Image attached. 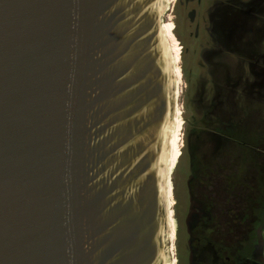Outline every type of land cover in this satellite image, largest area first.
<instances>
[{
	"label": "water",
	"instance_id": "obj_1",
	"mask_svg": "<svg viewBox=\"0 0 264 264\" xmlns=\"http://www.w3.org/2000/svg\"><path fill=\"white\" fill-rule=\"evenodd\" d=\"M163 2L0 0V264H162Z\"/></svg>",
	"mask_w": 264,
	"mask_h": 264
},
{
	"label": "flooded vegetation",
	"instance_id": "obj_2",
	"mask_svg": "<svg viewBox=\"0 0 264 264\" xmlns=\"http://www.w3.org/2000/svg\"><path fill=\"white\" fill-rule=\"evenodd\" d=\"M175 19L187 76L169 170L180 154V264H264V0H178Z\"/></svg>",
	"mask_w": 264,
	"mask_h": 264
},
{
	"label": "rangeland",
	"instance_id": "obj_3",
	"mask_svg": "<svg viewBox=\"0 0 264 264\" xmlns=\"http://www.w3.org/2000/svg\"><path fill=\"white\" fill-rule=\"evenodd\" d=\"M178 0H165L164 4V10L162 12L161 19L167 26L173 25V36H174V43H175V49H176V55L173 57V69L175 72H177V77L174 80V100H173V110H172V117L174 118L175 124L173 129V150L171 151V166H173L176 156L178 155V152L180 150L181 154V147H182V138H183V129L185 126V119H184V97H185V89H186V80L187 76L185 74L184 66L185 61L182 57V48L181 44L179 43L178 36L175 31V16H176V9H177ZM174 10V11H173ZM177 57V58H176ZM176 113V115H175ZM175 115V117H174ZM179 154V158L176 161L174 168L172 170V173H168V179L170 176V183L172 186V193L171 197L168 196V205L170 202V209L169 212V220L171 225L172 217L175 220V214H176V199H175V191H174V184L175 182L179 183V185L182 183V168L183 163L180 161L181 157ZM178 167V168H177ZM172 213V214H171ZM166 239H165V246H164V259L165 264H180V257L178 252V243L176 241L177 239V233L175 232V237L171 235L170 226H166ZM175 231V230H174Z\"/></svg>",
	"mask_w": 264,
	"mask_h": 264
},
{
	"label": "bare ground",
	"instance_id": "obj_4",
	"mask_svg": "<svg viewBox=\"0 0 264 264\" xmlns=\"http://www.w3.org/2000/svg\"><path fill=\"white\" fill-rule=\"evenodd\" d=\"M164 4H165V0L163 2V10H164ZM162 10V11H163ZM160 28H161V37L163 40V44L165 47V53H166V57L168 60V66H169V71H170V80L172 82V87L174 90V80L177 77V72H175V70L173 69L172 65H173V57H175L176 55V47H175V43L173 41V39L171 38V34L169 32V30L167 28H163L162 25V19L160 22ZM166 33H165V31ZM168 36V37H167ZM177 58V57H176ZM171 115V114H170ZM176 115V113H175ZM174 115V117H175ZM174 118L172 116H169V122L168 125L166 127V131H165V144L163 147V153H162V158H161V163H162V174H163V178H164V197H165V206H166V213H167V219H166V223L167 225L170 226V220H169V205H168V173L170 170V165H171V151L173 150V129H174ZM170 232V230H169ZM164 255H162V264H165V259H164Z\"/></svg>",
	"mask_w": 264,
	"mask_h": 264
}]
</instances>
